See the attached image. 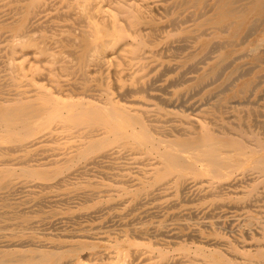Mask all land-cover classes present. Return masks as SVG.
Segmentation results:
<instances>
[{
  "label": "bare ground",
  "instance_id": "6f19581e",
  "mask_svg": "<svg viewBox=\"0 0 264 264\" xmlns=\"http://www.w3.org/2000/svg\"><path fill=\"white\" fill-rule=\"evenodd\" d=\"M260 92L264 0H0V264H264Z\"/></svg>",
  "mask_w": 264,
  "mask_h": 264
},
{
  "label": "rangeland",
  "instance_id": "374dc122",
  "mask_svg": "<svg viewBox=\"0 0 264 264\" xmlns=\"http://www.w3.org/2000/svg\"><path fill=\"white\" fill-rule=\"evenodd\" d=\"M259 31H261V29H258L257 31H256V33L255 34H253L254 36H251V37H249L248 39L249 40H252L254 37H255V35L257 34V33H259ZM211 57L213 56V54L212 55H210ZM199 92V91H198ZM198 92H195L192 96H193V99H192V96H188V103L189 104H197V105H195V110H197V109H205V108H209L210 107V105L211 104H213L214 103V100H216V96L214 95V97H212V96H210V98L209 99H207L208 97H205V94H204V92L202 93V91H200L199 93ZM203 96V97H202ZM206 98V100H205V98ZM203 98H204V101H202L203 100ZM212 98V99H211ZM256 98V99H255ZM252 101L254 102V103H256V104H253V107L254 108H258V110L260 111V116H259V121L260 122H262L263 123V126H262V124H258L257 125V130L259 131V132H261V135L262 136H264V92H260L259 94H258V96H256ZM191 100V103H190V100ZM209 100V101H208ZM208 101V102H207ZM204 103V104H203ZM207 103V104H206ZM200 104H203V105H201L200 106ZM233 104V103H232ZM188 105V104H187ZM205 106V107H204ZM242 107H244V106H242ZM245 108V107H244ZM182 109V108H181ZM188 113H190L191 111H187ZM197 112V111H196ZM260 127V128H259ZM263 129V130H262ZM228 231L230 230L231 231V233L233 234L234 232H233V229L231 228V226L227 229ZM229 231V232H230Z\"/></svg>",
  "mask_w": 264,
  "mask_h": 264
}]
</instances>
